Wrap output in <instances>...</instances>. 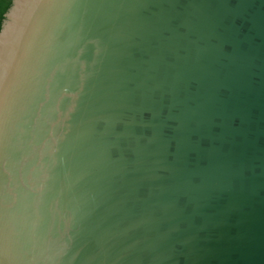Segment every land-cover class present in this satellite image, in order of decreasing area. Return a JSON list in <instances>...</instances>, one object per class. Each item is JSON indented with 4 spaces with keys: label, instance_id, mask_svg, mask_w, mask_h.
Listing matches in <instances>:
<instances>
[{
    "label": "water",
    "instance_id": "obj_1",
    "mask_svg": "<svg viewBox=\"0 0 264 264\" xmlns=\"http://www.w3.org/2000/svg\"><path fill=\"white\" fill-rule=\"evenodd\" d=\"M0 264H264V0H12Z\"/></svg>",
    "mask_w": 264,
    "mask_h": 264
},
{
    "label": "trees",
    "instance_id": "obj_2",
    "mask_svg": "<svg viewBox=\"0 0 264 264\" xmlns=\"http://www.w3.org/2000/svg\"><path fill=\"white\" fill-rule=\"evenodd\" d=\"M12 5V0H0V29L4 21V16Z\"/></svg>",
    "mask_w": 264,
    "mask_h": 264
}]
</instances>
